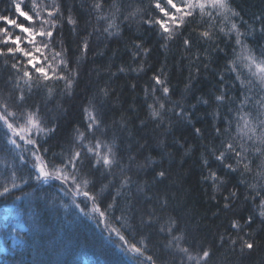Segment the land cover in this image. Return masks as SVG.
I'll return each mask as SVG.
<instances>
[{"label": "snow or ice", "instance_id": "6c2138e0", "mask_svg": "<svg viewBox=\"0 0 264 264\" xmlns=\"http://www.w3.org/2000/svg\"><path fill=\"white\" fill-rule=\"evenodd\" d=\"M0 3L4 5L0 9V198L12 197L17 190L30 197L25 187L56 182L63 194L62 207L74 208L79 217L103 225L108 238L115 237L114 246L139 264H157L148 253L144 229L165 237L172 264L177 256L180 264H209L211 248L189 244L182 217L170 211L175 197L163 185L167 171L155 167L168 145L159 141L161 160L156 161L151 152L144 154L147 142L133 143L118 136L117 128L126 131L128 122L123 118L108 122L105 105L111 91L107 84L89 97L82 120L63 142L47 146L67 113L65 101L75 95L81 63L93 48L92 38L99 47L102 41L121 37L123 25H135L143 31L127 46L130 63L115 73L111 64L103 71L110 77L136 73L137 79L152 72L143 88L147 121L163 128L165 136L174 126L173 116L176 123L191 126L200 144L185 147V141L180 148L185 155L199 152L201 181L211 188L210 199L219 204L222 197L220 210L227 213L242 187L245 202L252 206L243 224V217L230 220L229 228L236 235L229 234L225 240L221 234V246L239 243L241 251L256 247L253 234L245 228H251L257 217L264 226V12L247 20L235 0H81L80 7L87 8L89 17L81 35L74 6L66 0ZM66 27L77 39L75 53L63 38ZM149 39L166 53L173 46L180 52V65L189 74L179 99H173L177 92L166 61L158 68L149 63L152 48L145 46ZM220 59L223 64L213 69ZM202 70L216 82L213 90L196 95L199 89L194 82ZM96 74L99 78L100 70ZM189 97L195 102L188 104ZM200 105L211 109L205 114L211 117L213 129L207 143L192 119ZM141 126H147L145 121ZM149 171L151 181L142 178ZM21 195L14 199L20 200Z\"/></svg>", "mask_w": 264, "mask_h": 264}, {"label": "trees", "instance_id": "16d2710c", "mask_svg": "<svg viewBox=\"0 0 264 264\" xmlns=\"http://www.w3.org/2000/svg\"><path fill=\"white\" fill-rule=\"evenodd\" d=\"M66 3L74 6L73 15L78 19L79 29L83 35L85 21L89 18L87 8L80 7L81 0H66ZM108 3H111V0H108ZM235 3L243 9L244 18L247 20H251L253 14L264 12V0H235ZM3 7V3H0V9ZM122 27L121 37L102 41L99 47H96V38H92L93 48L88 53L87 59L81 63L80 76L74 88L75 95L71 100L65 101L64 107L67 113L60 119L57 133L49 140L47 146L63 142V138L68 135L72 126L82 120V108L89 97L98 86L107 84L111 91V96L105 105L108 122L120 121L121 118L128 122L127 130L120 132L117 128L116 134L133 143L137 140L141 144L147 142L148 147L145 148L144 154L148 155L151 152L156 161L161 160L158 155L160 150L157 148L159 141L163 139L168 145L163 149L165 155L162 162L155 167L157 171L161 168L167 171L163 185L168 186L169 196L175 197L171 202L170 211L173 215L182 217V222L187 226L188 243L193 247H210L213 255L209 264H264V226L259 223L258 217L251 228H245V232H251L254 236L256 247L253 250L241 251L239 243L235 246L230 243L221 246L220 243L221 234L224 235L225 240L229 234L236 235L235 231L229 228L230 220L243 217L240 220L243 224L252 211L251 204L245 202L244 189L242 187L239 189L240 198L232 206V211L237 213L236 216L232 215V211L227 213L221 211L222 197L219 204L211 200V188L201 181L199 152L185 155L184 148H180L185 141L188 142L185 147L189 144L199 146L200 141L192 134V127L176 123V118L173 116L174 126L171 128V133L165 136L163 128H157L147 121L143 88L152 72L148 71L147 75L142 74L137 79L136 73L127 75L117 73L116 76L110 77L109 73L103 71L111 64L113 65L111 72L115 73L122 64L130 63L127 46L130 41L141 35L143 30L138 31L135 25L129 28L125 24ZM144 35L147 38V34ZM63 38L70 52L75 53L77 39L70 27L64 29ZM145 46L152 48L149 63L154 68H158L160 63L166 61L171 84L177 92L173 99H179V93L183 91L189 74L188 68H182L180 65V52L173 46L172 50L166 53L151 39ZM99 52H103V55L96 54ZM229 52H231L230 48ZM223 62L222 59L216 60L212 68H217ZM184 64L186 65L187 61H184ZM97 70H100L99 78L96 74ZM215 82V78L210 73L202 70L194 82V88L199 89L196 95L213 90ZM133 84L137 85L135 89L132 87ZM194 102L191 97L188 98V104ZM209 111L210 108L200 105L192 117L194 126L200 128L207 138L204 143L211 140L213 134L211 117L205 115ZM141 121H145L147 126L142 127ZM165 124L167 125V120ZM176 141L179 143H175ZM59 150V147H53V151ZM152 175L153 173L149 171L142 178L151 181ZM228 188H232L231 183ZM24 191L30 192V197L22 196L17 190L12 197L0 198V235L6 236L11 232L1 225V214L6 205H13L19 209L27 225L26 230L20 232V236L24 237L20 243L7 246L5 251L0 250V264H139L131 254H125L114 246L112 241L115 237L109 239L108 234L103 231V225L79 217L74 208L62 207L63 194L56 186V182L47 185L35 184L34 188L25 187ZM16 195H21V199L15 200ZM63 202L68 201L65 198ZM126 235L129 239L133 238L131 233ZM143 235L146 238L148 253L157 258V264H172V250L165 248V237L156 235L152 229H144ZM135 239L139 240L140 236L137 235ZM176 264H180L178 256Z\"/></svg>", "mask_w": 264, "mask_h": 264}, {"label": "rangeland", "instance_id": "374dc122", "mask_svg": "<svg viewBox=\"0 0 264 264\" xmlns=\"http://www.w3.org/2000/svg\"><path fill=\"white\" fill-rule=\"evenodd\" d=\"M1 225L5 229H10L6 236L0 235V250L5 251L7 246H14L21 242L20 232L26 230L22 212L13 205H6L1 214Z\"/></svg>", "mask_w": 264, "mask_h": 264}]
</instances>
